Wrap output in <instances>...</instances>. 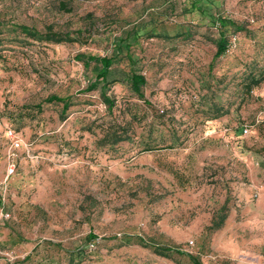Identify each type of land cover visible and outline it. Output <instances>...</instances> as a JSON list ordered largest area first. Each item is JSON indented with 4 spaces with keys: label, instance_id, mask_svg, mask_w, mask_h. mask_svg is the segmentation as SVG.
I'll use <instances>...</instances> for the list:
<instances>
[{
    "label": "rangeland",
    "instance_id": "rangeland-1",
    "mask_svg": "<svg viewBox=\"0 0 264 264\" xmlns=\"http://www.w3.org/2000/svg\"><path fill=\"white\" fill-rule=\"evenodd\" d=\"M81 54L114 57L106 84ZM177 250L264 264V0H0V264H193Z\"/></svg>",
    "mask_w": 264,
    "mask_h": 264
},
{
    "label": "trees",
    "instance_id": "trees-1",
    "mask_svg": "<svg viewBox=\"0 0 264 264\" xmlns=\"http://www.w3.org/2000/svg\"><path fill=\"white\" fill-rule=\"evenodd\" d=\"M228 23V21H224L221 20V25L225 26ZM233 23V22H231ZM234 25V23H233ZM236 28L240 31L244 30L243 26H239V25H235ZM18 28L21 30L22 33L25 34L26 37L32 38V39H43L47 42H51V43H63V42H75L78 41V38L71 36V34L69 33H59V32H54L51 28H49V30L47 32H45L44 34H41L32 29L31 27L21 24L18 26ZM81 33V32H80ZM230 44L229 41L227 39L226 36H224V34H221V38L219 39V41L217 42V50L215 53V58H218L222 55H224L228 48H229ZM78 59H83L85 65L90 64L91 62H96L98 64L101 65V68L95 78V80L90 84V86L88 87V90H94L97 88L98 84L103 82V83H107L108 81V76L110 73V69L113 65L114 62V57L113 56H96V55H78L77 56ZM147 83L146 77L138 72H134L132 74L131 77V84H132V88L133 90L141 97L144 98V92L142 91V87L145 86ZM104 99L105 102L109 105V107H112L114 105V101L111 100L108 96L104 95ZM48 102H62L63 103V112L67 111V109H69V107L71 106V103L69 102V100L67 98H63V97H59L56 95L51 96L50 98H48L47 100ZM124 140V138L122 136L116 138V142L122 141ZM151 148H147V150H149ZM226 220V216H222L221 218H219L218 220H215L214 222V227L215 228H220L224 222ZM89 237L91 239H96L97 236L95 234H90ZM170 251H172L170 248H161L158 250V253H160L161 255H167V253H169ZM179 253H182L186 256H188L190 258V260L193 262V264H203L201 262V260L190 254L187 252H182L181 250H177ZM181 251V252H180Z\"/></svg>",
    "mask_w": 264,
    "mask_h": 264
},
{
    "label": "built area",
    "instance_id": "built-area-1",
    "mask_svg": "<svg viewBox=\"0 0 264 264\" xmlns=\"http://www.w3.org/2000/svg\"><path fill=\"white\" fill-rule=\"evenodd\" d=\"M245 132H248V129H245ZM14 146L15 147H19L20 146V140L19 139H16L15 142H14Z\"/></svg>",
    "mask_w": 264,
    "mask_h": 264
}]
</instances>
